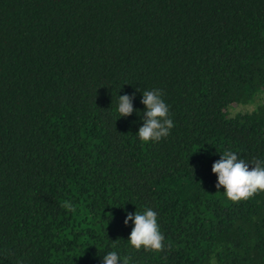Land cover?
Listing matches in <instances>:
<instances>
[{
  "label": "trees",
  "instance_id": "obj_1",
  "mask_svg": "<svg viewBox=\"0 0 264 264\" xmlns=\"http://www.w3.org/2000/svg\"><path fill=\"white\" fill-rule=\"evenodd\" d=\"M156 89L174 127L146 143ZM226 150L264 160V0H0V264H264V192L217 190ZM146 208L162 252L128 241Z\"/></svg>",
  "mask_w": 264,
  "mask_h": 264
},
{
  "label": "clouds",
  "instance_id": "obj_2",
  "mask_svg": "<svg viewBox=\"0 0 264 264\" xmlns=\"http://www.w3.org/2000/svg\"><path fill=\"white\" fill-rule=\"evenodd\" d=\"M162 92L158 89L144 91L141 103L146 111L143 115V125L138 130V137L142 142H159L170 134L174 122L169 116V107L162 99ZM133 95H119V117H128L136 111L133 107ZM249 164L254 165L251 169ZM217 177L215 187L224 189V194L233 203L247 201L264 192V160L253 159L251 163L241 159L236 153L226 150L219 160L215 161L211 169ZM62 207L75 212L71 202H65ZM133 222L128 237L130 245L136 249L150 252L164 251L165 237L160 230L158 215L151 208L143 213H127L124 224ZM128 257L121 258L116 251L107 252L102 264H129Z\"/></svg>",
  "mask_w": 264,
  "mask_h": 264
},
{
  "label": "rangeland",
  "instance_id": "obj_3",
  "mask_svg": "<svg viewBox=\"0 0 264 264\" xmlns=\"http://www.w3.org/2000/svg\"><path fill=\"white\" fill-rule=\"evenodd\" d=\"M248 108H249V107H248ZM242 109H243V107L239 106V107L236 108L235 111L242 110Z\"/></svg>",
  "mask_w": 264,
  "mask_h": 264
}]
</instances>
